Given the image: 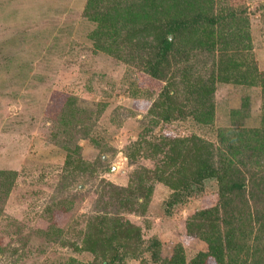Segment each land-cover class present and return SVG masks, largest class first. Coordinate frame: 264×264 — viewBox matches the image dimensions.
Returning a JSON list of instances; mask_svg holds the SVG:
<instances>
[{
  "label": "rangeland",
  "instance_id": "1",
  "mask_svg": "<svg viewBox=\"0 0 264 264\" xmlns=\"http://www.w3.org/2000/svg\"><path fill=\"white\" fill-rule=\"evenodd\" d=\"M219 2L247 16L251 47L240 56L264 71V0ZM85 3L0 0V264H163L146 249L153 239L165 256L180 244L189 261L207 244L188 225L201 209L220 210L219 183L206 178L174 200L169 175L157 177L161 154L137 140L215 142L243 99V124L256 126L263 88L218 80L212 124L163 121L155 104L168 82L95 50ZM211 59L196 52L183 82L202 83Z\"/></svg>",
  "mask_w": 264,
  "mask_h": 264
},
{
  "label": "trees",
  "instance_id": "2",
  "mask_svg": "<svg viewBox=\"0 0 264 264\" xmlns=\"http://www.w3.org/2000/svg\"><path fill=\"white\" fill-rule=\"evenodd\" d=\"M84 16L94 24L89 39L95 50L118 60L138 61L137 66L148 75L168 82L161 101L155 104L163 121L178 116L190 117L194 124H212L211 94L218 80L258 84L264 91V71L245 66L240 56L251 47L248 18L232 5L219 0H86ZM196 52L212 58L199 85L195 80L183 82L192 73ZM173 63H178L175 73ZM255 74L261 75L255 78ZM171 77L180 78L181 90L173 88ZM246 106L243 99L239 108L230 111L237 119L219 130L215 142L199 134L164 136L158 143L137 140L138 146L148 144L155 154H161L157 177L161 180L169 175L163 181L175 188L171 191L174 200L185 198L193 185L206 178L219 183L220 210L218 205L201 209L188 225L198 229L207 250L186 261L180 244L165 256L161 242L153 239L146 249L154 261L264 264V114L258 125L245 126ZM67 107L71 115L72 106ZM247 183H251L249 188Z\"/></svg>",
  "mask_w": 264,
  "mask_h": 264
}]
</instances>
